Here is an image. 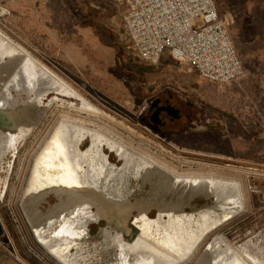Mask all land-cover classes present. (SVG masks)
Masks as SVG:
<instances>
[{
  "label": "rangeland",
  "instance_id": "1",
  "mask_svg": "<svg viewBox=\"0 0 264 264\" xmlns=\"http://www.w3.org/2000/svg\"><path fill=\"white\" fill-rule=\"evenodd\" d=\"M213 1L244 68V75L229 84L201 80L189 67L172 60L140 70L142 63L124 33L121 18L125 4L107 0H0V7L7 11L0 17V29L102 111L107 118L94 119L98 126L126 136L176 167L172 156L194 162L193 169L205 165L207 171L221 170L238 178L247 209L239 217L228 214L231 222L223 233L228 239L244 240L264 225V0ZM55 96L49 94L44 104ZM169 96L184 115L176 122L166 121L160 129L147 121V109L150 99ZM60 100L68 99L59 97L53 112L50 108L42 116L43 124L35 137L21 141L15 156H5L0 168V222L4 228L0 264H55L35 246L18 200L33 158L28 151H33L57 116L75 113L69 106H61ZM88 144L85 141L81 149ZM110 162L121 165L114 154H110ZM180 169L189 167L182 165ZM242 169L255 173L247 176ZM135 183L132 178L125 180L123 194L145 196L147 186L140 191ZM47 200L43 209L57 202L53 195ZM192 204V210L185 213L198 223L201 215L212 220L231 211L228 199L215 193ZM150 217L156 218L154 211ZM127 227L133 229L131 222ZM106 228L103 219L88 225L78 252L83 257L80 261L117 264L116 252L106 249L101 240Z\"/></svg>",
  "mask_w": 264,
  "mask_h": 264
},
{
  "label": "bare ground",
  "instance_id": "2",
  "mask_svg": "<svg viewBox=\"0 0 264 264\" xmlns=\"http://www.w3.org/2000/svg\"><path fill=\"white\" fill-rule=\"evenodd\" d=\"M6 14L0 7V17ZM49 94L56 96L45 105ZM59 97L70 100H60V104L75 113L57 116L38 140L31 151L33 158L18 200V209L35 246L52 262L86 264L78 254L81 240L88 225L104 217L109 230L102 231L101 240L105 247L116 246L117 264H130L131 258L140 255L151 258L149 264H264V225L244 240L228 239L223 233L231 222L227 215L239 217L247 209L238 178L226 176L221 170L207 171L205 166L193 170L189 163L172 156L176 167L164 157L150 153L149 148L147 151L143 145L126 140V136L98 126L93 120L107 116L1 29L0 168L5 156H15L19 142L35 137L43 124L42 116L50 108L53 112ZM85 141L90 145L82 150ZM103 147L115 153L120 166L106 160ZM182 165L190 168L180 169ZM240 171L247 176L255 173ZM129 178L149 184L154 202L130 204L123 198L121 184ZM201 188L223 192L231 201V211L200 223L187 218L197 226L196 234L189 233L190 227L183 218L172 217V210L167 208H160V216L171 218L166 224L146 218L156 199L166 195L181 198L183 193ZM51 195L57 202L43 209ZM134 210V235L122 240L121 234L130 232L127 224Z\"/></svg>",
  "mask_w": 264,
  "mask_h": 264
},
{
  "label": "built area",
  "instance_id": "3",
  "mask_svg": "<svg viewBox=\"0 0 264 264\" xmlns=\"http://www.w3.org/2000/svg\"><path fill=\"white\" fill-rule=\"evenodd\" d=\"M127 6L122 24L136 59L159 64L164 54L204 81L229 84L244 68L213 0H107Z\"/></svg>",
  "mask_w": 264,
  "mask_h": 264
},
{
  "label": "flooded vegetation",
  "instance_id": "4",
  "mask_svg": "<svg viewBox=\"0 0 264 264\" xmlns=\"http://www.w3.org/2000/svg\"><path fill=\"white\" fill-rule=\"evenodd\" d=\"M170 98L171 97L169 96V97H166V98H159V97H157V98H154V99H150V105H149V107L147 109V114H146L147 115V121H149L150 124H152L153 126H155L157 128L163 129L166 126V121L176 122V121L180 120V118H181L182 115H184L182 113V110L180 108H177L170 101ZM169 107L178 110V113L176 114V116H177L176 118H172V116H171L172 113H170V112L167 111V108H169ZM189 117H191V114L189 115ZM22 141H24V140H22ZM19 144H20V142L15 147L16 148V151H18ZM89 145H90V142H89L88 146ZM104 149L107 150V153H105ZM102 151L105 153L104 155H106V154L108 155V157H106L107 158L106 160L108 162H110V154H114V156L116 157V159H118L117 156L115 155V153L111 152L106 147H103ZM28 152H31V151H28ZM179 159L180 160H183V161H186L187 163H189V166H191V169L194 168L193 167V166H195V163L194 162H191L190 163V161H188L186 159H181V158H179ZM110 164H112V163L110 162ZM186 166H188V165H186ZM204 166L205 165L200 166V169H202ZM144 186H147L148 189H147V191L145 190V192H144L145 193V196L140 197V198H133V197L131 198L130 196H128L129 194H126V193L123 194L124 191L121 190V188H120V193H121V195H122L123 198L128 199V202L130 204H133V203L136 204V203L141 202V201L142 202L143 201H149V200H151V197H152V196H150V194L152 193L151 192L150 185L149 184L140 183L139 181L138 182L136 181V183L134 184V187L137 188L140 191H143L144 190ZM213 193L218 194L219 197H223V199H228V203L231 204L230 199L223 192L216 191V189H212L210 191H207V188L206 189L201 188V189H197L194 192H185V193L182 194V197L181 198H176V197H173V196L171 197L169 195H166L163 199H156V201L153 204V206H151L149 208V211L146 214V218L149 219V220H151V221H158L160 225L166 224L167 222H170V219L171 218L168 215H166V214H162L160 216V208H161V211L162 210H165L167 208L168 210H172V212H173L172 217H175L176 218L178 216V217L183 218L185 224L190 227L189 233L196 234V232H197V226L194 225V224H191L188 221V219H187V218H190V217L193 218V217L186 215L185 210L186 209L192 210L191 209V206L192 205H195V204H192V202H196L197 200H200L201 198H204L205 199V197L207 195L213 194ZM151 201L154 202L153 199ZM167 202H169V203H167ZM91 210L92 211H95L94 208H91ZM152 211H154L155 217L158 218V219L151 218L150 217V213ZM136 214H137L136 213V210H134L132 212V214H131V217H130V219L128 221V224L130 222H131V224L133 223V220H134V217L136 216ZM100 219H103V218H100ZM204 220L205 221H208L210 219L209 218H206L204 215H201L200 221L203 222ZM132 227H133V229L130 230L129 234H124V233L121 234V239L122 240L131 239V237H132V235H134V231H135V227L133 226V224H132ZM125 236H130V238H127ZM109 245L110 244H108L106 246V249L109 248V249H112L114 252H116V254H117L116 255V257H117L116 260L118 262V260H119V258H118V249L116 248V246H111L110 247ZM150 259L151 258H149V257H145V256H141L140 255L139 258L137 257V259L131 258L130 264H149V260Z\"/></svg>",
  "mask_w": 264,
  "mask_h": 264
},
{
  "label": "water",
  "instance_id": "5",
  "mask_svg": "<svg viewBox=\"0 0 264 264\" xmlns=\"http://www.w3.org/2000/svg\"><path fill=\"white\" fill-rule=\"evenodd\" d=\"M167 111L170 112V113H172L171 114L172 118H176L177 117L176 114L178 113V110L169 107V108H167ZM100 218H103L105 220V222L107 224V228H109V225H108V222L106 221V219L104 217H98L97 220L100 219ZM107 228L105 230H103V231H107L108 230ZM3 233H4V228H3V226H2V224L0 222V236L3 235Z\"/></svg>",
  "mask_w": 264,
  "mask_h": 264
},
{
  "label": "crops",
  "instance_id": "6",
  "mask_svg": "<svg viewBox=\"0 0 264 264\" xmlns=\"http://www.w3.org/2000/svg\"><path fill=\"white\" fill-rule=\"evenodd\" d=\"M167 61V60H171V58H170V56H169V54H164L163 55V57L161 58V60H160V62L162 63V62H164V61ZM187 67H189L195 74H196V72L189 66V65H186ZM197 75V74H196ZM198 76V75H197ZM198 78H200L199 76H198ZM201 79V78H200ZM202 80V79H201Z\"/></svg>",
  "mask_w": 264,
  "mask_h": 264
},
{
  "label": "trees",
  "instance_id": "7",
  "mask_svg": "<svg viewBox=\"0 0 264 264\" xmlns=\"http://www.w3.org/2000/svg\"><path fill=\"white\" fill-rule=\"evenodd\" d=\"M141 65H142L141 67H138L140 70L142 69V67H150V65H147V64H144V63H142Z\"/></svg>",
  "mask_w": 264,
  "mask_h": 264
}]
</instances>
